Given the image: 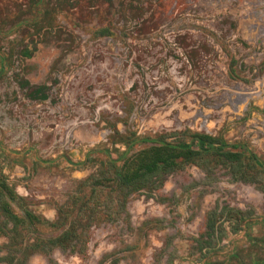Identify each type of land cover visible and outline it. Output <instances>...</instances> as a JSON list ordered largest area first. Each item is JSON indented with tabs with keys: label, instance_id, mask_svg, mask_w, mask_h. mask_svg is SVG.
Listing matches in <instances>:
<instances>
[{
	"label": "rangeland",
	"instance_id": "374dc122",
	"mask_svg": "<svg viewBox=\"0 0 264 264\" xmlns=\"http://www.w3.org/2000/svg\"><path fill=\"white\" fill-rule=\"evenodd\" d=\"M229 55L248 82L228 76ZM262 61L264 0H0V171L54 222L107 157L77 163L94 148L117 157L132 132L221 135L264 161ZM36 87L46 99L33 98ZM206 177L187 166L93 226L84 253L54 250L27 264H264V193L222 168L212 184ZM217 206L247 216L236 233L220 218L227 234L206 247ZM60 231L44 222L28 237ZM7 241L0 232V264Z\"/></svg>",
	"mask_w": 264,
	"mask_h": 264
},
{
	"label": "trees",
	"instance_id": "16d2710c",
	"mask_svg": "<svg viewBox=\"0 0 264 264\" xmlns=\"http://www.w3.org/2000/svg\"><path fill=\"white\" fill-rule=\"evenodd\" d=\"M228 58V76L233 80L248 82L243 75L245 64L233 55ZM258 68L264 71V61ZM32 93L35 99H46L40 87L32 89ZM115 133L120 135L117 130ZM118 141L126 149L117 151V157L112 158L107 149L94 148L82 163H77L85 166L91 161L95 162L92 156L96 153H103L107 157L106 161L100 162L96 174L79 182L72 205L57 208L54 222L31 211L25 197L10 187L0 171V232L8 240L5 244V264H27L33 255L49 257L54 250L84 253L93 226L109 220L114 214L125 213L133 196L140 193L151 195L164 186L169 175L187 166H196L205 171L208 184L213 183L216 170L222 168L229 172L234 181L255 185L264 193V161L242 141L231 143L221 135L190 129L156 137H141L132 132L120 136ZM140 143L149 146L132 152ZM73 208H76V213ZM246 216V211L233 210L228 206H217L209 211L206 215L205 246L213 247L226 236L227 230L220 218L224 217V221L231 224V231L236 233ZM44 222L61 229L60 233L48 238L28 237Z\"/></svg>",
	"mask_w": 264,
	"mask_h": 264
}]
</instances>
